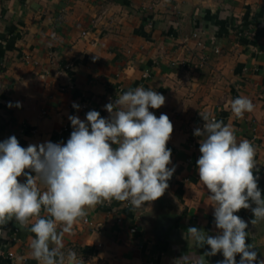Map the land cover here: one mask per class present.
Wrapping results in <instances>:
<instances>
[{"label": "crops", "instance_id": "1", "mask_svg": "<svg viewBox=\"0 0 264 264\" xmlns=\"http://www.w3.org/2000/svg\"><path fill=\"white\" fill-rule=\"evenodd\" d=\"M138 86L166 98L150 111L173 123L166 146L175 171L165 194L143 208L113 200L88 209L89 221L64 236V250L84 264H175L210 251L187 233L193 226L217 233L196 166L200 113L255 146L264 197V0H0V141L66 143L69 115L85 120L96 110L107 118L104 106ZM238 96L255 105L243 119L230 109ZM17 101L21 107H8ZM236 215L248 222L246 243L264 259V220L252 225L251 209ZM31 236L15 221L0 225V264H38Z\"/></svg>", "mask_w": 264, "mask_h": 264}, {"label": "clouds", "instance_id": "2", "mask_svg": "<svg viewBox=\"0 0 264 264\" xmlns=\"http://www.w3.org/2000/svg\"><path fill=\"white\" fill-rule=\"evenodd\" d=\"M165 103L161 93L138 86L104 106L107 118L96 110L88 111L85 120L69 115L73 130L66 143L23 147L15 135L0 141V225L15 221L32 234L29 247L38 264H84L74 250H64V236L75 235L74 226L88 209L113 200L140 209L168 189L175 168L169 167L172 152L166 145L174 126L166 114L157 117L150 111ZM13 106L21 103H8ZM72 107L80 106L74 102ZM230 109L243 119L255 105L238 96ZM200 116L203 126L193 133L201 138L196 166L213 202L217 233L189 227L197 248L207 245L210 251L183 255L175 264H207L206 258L217 254L224 257L217 264H237V254L238 264H264L255 247L246 243L248 222L236 215L251 209L252 225L264 220V197L254 174L256 148L247 139L238 140L222 120Z\"/></svg>", "mask_w": 264, "mask_h": 264}, {"label": "built area", "instance_id": "3", "mask_svg": "<svg viewBox=\"0 0 264 264\" xmlns=\"http://www.w3.org/2000/svg\"><path fill=\"white\" fill-rule=\"evenodd\" d=\"M104 13V12H103ZM102 14H99V15H97V17H96V19H95V22H97L99 19H101L102 18ZM210 118H213V119H216L214 116H212V117H210ZM204 123V122H203ZM202 126H203V124H202ZM125 205H130V204H128L127 202H123ZM84 220L85 221H89V218L88 217H84Z\"/></svg>", "mask_w": 264, "mask_h": 264}]
</instances>
